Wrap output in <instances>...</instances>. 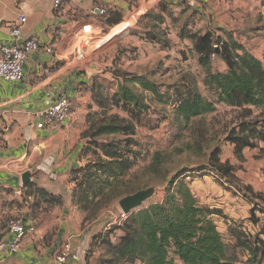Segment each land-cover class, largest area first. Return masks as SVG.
<instances>
[{
    "label": "trees",
    "instance_id": "16d2710c",
    "mask_svg": "<svg viewBox=\"0 0 264 264\" xmlns=\"http://www.w3.org/2000/svg\"><path fill=\"white\" fill-rule=\"evenodd\" d=\"M198 11V8H192L182 0H162L156 10L142 17L140 29L143 32L139 35L143 40L169 47L170 19L178 29L179 40L190 43L188 50L204 72L202 84L206 95L200 90L197 78L190 69L182 74L178 82L168 85L165 92L145 74L119 72L113 75L117 88L110 100L106 99L112 102L110 108L121 109L127 117L119 113L108 115L107 110L102 115L88 109L86 120L89 126L84 136L90 138L89 143L98 147L101 154L96 148V159L74 165L69 181L74 184L73 204L90 212L89 217L95 216L104 206L100 201L98 204L93 202L91 192L98 196L104 193L105 187H109L113 196L118 191L121 196L129 194L126 184H123L122 190L117 185L133 168L134 162L130 160L132 136L137 133L139 125L152 122L147 116L150 106L146 102V93L172 101L174 120L181 129L190 130L193 121L215 113L218 105L242 110L245 117L225 134L226 143L241 162L246 149H258L260 143H264V57H257L232 32L227 34V40L219 37L216 42L211 32L197 29L195 17ZM119 19L122 21V15ZM182 53L186 56L185 50ZM215 60L222 62L223 67L217 68ZM105 74L106 70H103L98 74L100 76H94L89 85L95 102L100 106L108 104L101 96ZM97 77H101L100 80ZM255 110L258 111L256 115L253 114ZM206 129L204 124L194 126V145L187 143V150L202 154ZM110 135L124 138L98 140ZM222 152L218 144L210 150L207 164L176 171L166 181L161 200L129 213L121 227L114 225L109 233L102 231L94 234L91 245L106 248L112 254L110 264H234L237 250L247 253L248 264H264V190L242 183L235 175V166L222 159ZM85 154L84 145L80 161ZM161 162L162 158L157 154L151 165L155 167V163ZM205 173L248 203V221L258 227L256 233L248 231L244 222L233 220L228 226L230 241L224 239L216 222V217L223 215L222 209L204 203L191 188V182ZM100 177L104 180L99 183L100 190L96 191L95 180ZM25 188H33L36 200L32 206L28 205V217L39 207L40 198L51 206L63 204L62 195L51 194L36 183ZM112 194L104 196L103 203L108 204ZM112 233L119 234L118 242H112Z\"/></svg>",
    "mask_w": 264,
    "mask_h": 264
},
{
    "label": "rangeland",
    "instance_id": "374dc122",
    "mask_svg": "<svg viewBox=\"0 0 264 264\" xmlns=\"http://www.w3.org/2000/svg\"><path fill=\"white\" fill-rule=\"evenodd\" d=\"M159 4L149 12L156 10ZM137 9L138 6L136 5L134 11H130L129 14H122V21H127L132 16L136 17L133 13H136ZM198 9V15L195 17L197 29H200L202 32H211L216 42L219 37L227 40V34L234 33L235 37L247 48L253 49L259 56L263 55L264 0H198ZM144 15L139 16L137 20L133 19L131 24H122L114 32L110 30L111 32L106 36H104L105 31L99 29H92L93 32L85 35H75L76 32L72 31L64 49L62 52H59L58 56L62 58L63 64L69 63L71 70L80 74L85 72L86 69L106 70V80H103L104 87L101 90L103 93L101 96L107 102L117 88L113 75H118L119 72L145 74L160 85L161 91L165 92L168 85L178 82L182 74L190 69L197 78L200 90L206 95L207 92L204 90L202 84L204 72L197 65L196 59L188 50L190 43L179 40L177 36L178 29L171 22H169V47H162L159 44L141 39L139 32L142 33L143 30L140 29V23ZM129 26L130 28L127 29ZM87 30H90V28L88 27ZM122 32L123 34H121ZM101 37L103 38L99 42ZM84 38L89 41L87 45L82 46L81 43ZM76 44L79 45L80 51L77 49ZM96 46L100 47L97 48ZM184 50L186 56L182 53ZM214 65L217 68L223 67V63L217 60L214 61ZM98 74L100 73H97L95 76H100ZM97 78L100 80L101 77ZM136 88L140 89L138 86ZM89 93L91 96V101L88 104L89 110L98 111L102 115L107 110L108 115L119 113L122 117H127V113L121 109L117 107L110 108L112 102H108L105 106L97 104L92 96L90 86ZM166 98L164 97V100H161L151 93H146V102L150 106L147 116L152 122L150 124L139 125L137 133L132 136L134 141L130 145V149L132 150L130 151V160L134 162L133 168L125 177L120 179L121 183L117 185V188L122 190L126 184L129 187V194L121 196L118 191L113 196L110 193L109 187H105L104 193L98 196L91 192L93 202L98 204L97 202L100 201L104 205L92 217L88 216L90 212L81 210L80 206L74 203V209L83 214L81 221L77 222L81 229L88 226L90 229H93V232L99 233L104 231L107 225L114 223L122 211L119 201L123 197L141 189L154 187L156 192L140 208L148 207L150 204L161 200L166 181L172 178L176 171L184 167L194 168L201 164H207L210 150L218 144L221 145L223 150L222 159L224 161L229 160L235 166L236 177L242 183L252 184L256 189L264 190V143H260L258 149H246L244 161L241 162L233 154L232 147L225 141L227 130L245 117V113L242 110L218 105V110L215 113L193 121L192 131V128L190 130L181 129L175 123L174 105L171 100L165 101ZM257 113L258 111L255 110L253 114L256 115ZM88 124L86 120L85 129L81 134L82 147L85 145L87 150V154L82 158L83 161L96 159L94 151L98 148L89 143V137L84 136L88 129ZM199 124H204L207 132L204 150L202 154L198 155L187 150V143L194 145L192 143L195 141L194 126H199ZM114 138L120 140L124 137L110 135L98 140L110 141ZM98 152L101 154L99 148ZM157 154H160L162 162L155 163V167H152L151 164ZM103 158L107 159L106 156H103ZM103 178L100 177L95 180L96 191L100 190L99 183H102ZM191 188L204 203L222 209L223 215L217 216L216 222L225 240L230 241L231 236L228 232V226L233 220L244 222L246 224L245 228L252 232V234L258 231V227H254L248 221L250 208L248 203L242 201L232 191L226 190L213 176L207 173L203 177H199L198 175L191 182ZM33 192V188H30L26 193L28 205L31 206L36 201ZM107 194H112V198L108 204L103 203L104 196ZM37 198L40 197L37 196ZM39 200H41V203L35 211L33 210V215L41 220L42 223L44 219L52 222L53 218H50V216H55L53 210L56 207H62L63 204L51 206L47 202H44L43 199L40 198ZM93 253L90 255V264H110L109 260L112 259V254L106 248L98 245L94 248ZM234 254V264H248L247 253H241L237 250Z\"/></svg>",
    "mask_w": 264,
    "mask_h": 264
},
{
    "label": "crops",
    "instance_id": "0c3cea01",
    "mask_svg": "<svg viewBox=\"0 0 264 264\" xmlns=\"http://www.w3.org/2000/svg\"><path fill=\"white\" fill-rule=\"evenodd\" d=\"M96 6L106 7L107 14H93ZM129 12L120 0H70L59 10L54 7L53 0H0V42H13L10 29L17 23L19 14L27 18L23 37L36 36L41 42L26 60L21 81L0 80V240L12 239L7 230L11 218L21 216L35 227V231L23 239L17 252L0 256V264H54L56 253L65 242L73 246L68 264H90V255L98 246L91 245L97 232L88 226L81 229L77 224L83 214L74 209V184L69 181V174L74 165L84 162L80 161V152L81 134L91 101L88 86L103 70L86 69L80 74L71 70L69 63L63 64L58 54L72 31L77 32L82 25L92 22L108 32L122 22L119 21L122 14ZM132 22L130 18L122 24ZM50 46L53 53L47 52ZM250 50L257 57H264V53L259 56ZM63 93L70 96L73 103L68 121L36 128L40 122L37 114ZM29 169L33 170V183L51 194L63 196V206L56 207L55 216H50L54 219L52 222L44 219L42 223L31 214L28 217L30 209L26 197L15 194L24 186L22 174ZM25 187L26 194L28 188Z\"/></svg>",
    "mask_w": 264,
    "mask_h": 264
},
{
    "label": "built area",
    "instance_id": "2783aa9c",
    "mask_svg": "<svg viewBox=\"0 0 264 264\" xmlns=\"http://www.w3.org/2000/svg\"><path fill=\"white\" fill-rule=\"evenodd\" d=\"M68 1L70 0H53L54 7L59 10ZM120 1H122L126 5L127 10L130 11H134L136 5L138 6L137 11H135L136 13H133L135 14L136 17L134 16L131 17V18L134 17L133 19L137 20L139 16L146 14L151 9L155 8L160 3L161 0H120ZM182 1H184L192 8H198V0H182ZM92 13L103 16L107 14V8L103 6H96L92 10ZM26 22H27L26 16L23 14H19L17 23L10 29V36L13 42L12 43L0 42V80L21 81L24 78V65L26 60L28 59L29 55L33 51L37 50L41 45L39 38H37L36 36H30L27 38L23 37V28ZM123 22L125 21H122L117 25H115L111 29V31L118 25L122 24ZM88 27L90 28V30H87ZM129 28L130 26L127 29ZM92 29L97 30L99 29V27L96 24L90 22L88 24L82 25L75 35H79V34L85 35L87 33H91L93 32ZM111 31L108 32L105 31L104 36L109 34ZM121 34H123V32ZM103 37L100 38L99 42L102 40ZM18 40H22V42L19 43ZM88 41H89L88 39L84 38L81 45L82 46L87 45ZM76 47L78 50L80 49L78 44H76ZM96 47L99 48L100 46H96ZM47 52L53 53V48L51 46L47 47ZM45 73L49 74L50 71H46ZM72 112H73V103L71 97L65 93L60 94L50 106H48L47 108H45L44 110L40 111L37 114V116L40 118V122L36 124V128L43 129L46 126L63 124L64 122L68 121V119L71 117ZM1 124H2V118H0V125ZM15 194L16 196L21 198H23L24 196L26 197L24 186L18 188ZM128 215L129 213H125L121 211L118 218L114 221V223L107 225L104 231L109 233V230L114 225H118L121 227L123 225L124 220L127 219ZM7 230L8 233L12 235V239L9 241L0 240V256L6 252H10V253L17 252L21 247V243L23 239L27 236L28 233L34 232L35 227L33 225L27 224L23 219V217L17 216L11 218L8 221ZM110 238L112 242L116 243L119 240V234L112 233L110 234ZM72 252H73V246L71 242H65L56 253L54 258V264H68ZM83 252L86 253L87 252L86 249Z\"/></svg>",
    "mask_w": 264,
    "mask_h": 264
},
{
    "label": "water",
    "instance_id": "95a60500",
    "mask_svg": "<svg viewBox=\"0 0 264 264\" xmlns=\"http://www.w3.org/2000/svg\"><path fill=\"white\" fill-rule=\"evenodd\" d=\"M33 170L29 169L22 174V183L24 186H28L33 183L32 178ZM156 189L154 187H149L146 189H141L133 194L123 197L119 201L121 210L125 213H131L134 210L142 207L146 201L153 197Z\"/></svg>",
    "mask_w": 264,
    "mask_h": 264
}]
</instances>
